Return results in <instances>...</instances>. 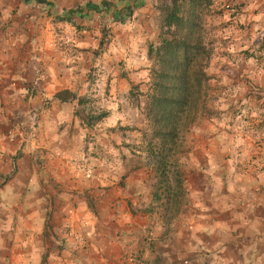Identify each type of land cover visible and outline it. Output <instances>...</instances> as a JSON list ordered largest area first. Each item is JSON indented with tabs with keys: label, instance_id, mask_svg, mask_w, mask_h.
<instances>
[{
	"label": "crops",
	"instance_id": "crops-1",
	"mask_svg": "<svg viewBox=\"0 0 264 264\" xmlns=\"http://www.w3.org/2000/svg\"><path fill=\"white\" fill-rule=\"evenodd\" d=\"M139 1L145 11L163 6ZM236 4L264 30V0ZM14 40L0 34V264H264V150L255 148L262 157L249 163L256 177L244 171L238 180L248 166L229 157V145L243 137L204 130L169 202L152 157L138 151L146 130L118 136L112 112L107 128L83 125L77 101L55 98L76 90L70 74H39L33 52L24 58L15 45L1 46ZM255 74L264 90V71ZM35 113L37 139L29 135ZM87 135L102 153L86 145ZM81 160L95 172L117 169L116 182L81 180Z\"/></svg>",
	"mask_w": 264,
	"mask_h": 264
},
{
	"label": "rangeland",
	"instance_id": "rangeland-1",
	"mask_svg": "<svg viewBox=\"0 0 264 264\" xmlns=\"http://www.w3.org/2000/svg\"><path fill=\"white\" fill-rule=\"evenodd\" d=\"M102 1L47 0L50 4H40L36 0H0V34L15 38L14 43H1V46L13 51L15 45L26 54L24 58L33 52L34 67L39 74L57 70L69 73L76 90L68 91L84 101L74 111L78 120L82 121L78 113L85 118H96L112 112L115 117L120 116L118 123L114 120L111 123L115 124L118 136L138 138L139 126L145 129L146 144L144 147L141 143L138 151L144 153L145 149L152 157L159 190L167 201L170 202L168 197L188 177L187 159L200 146L204 130L226 131L237 138L243 137L229 145L234 150L229 152V157L248 166L237 172L238 180L242 179L244 171L252 169L249 163L260 156L255 148L264 150V90L257 85L255 74L264 71L263 28L255 26L249 12L241 3L235 5V0H212L210 6L195 10L190 17L198 24L192 41L201 40L205 49L202 64L193 67L208 75L205 103L195 122L180 130L177 144L164 154L167 166L163 172L158 163L160 157L153 156L149 147L153 128L147 118L146 104L153 92L154 70L160 69L156 48L171 36L163 26L162 10L170 0H163V6L154 10L151 7L149 11L140 3L124 21H114L106 11L97 13L86 7L90 2ZM107 1L120 9L126 6L123 0ZM107 116L94 128L106 122ZM39 124L38 114L34 139L38 138ZM104 126L107 128V124ZM83 140L94 152H103L99 151L101 146L95 136L87 135ZM84 162L76 164L81 180L98 184L116 182L117 169L106 165L104 170L95 172ZM247 174L255 178L257 172Z\"/></svg>",
	"mask_w": 264,
	"mask_h": 264
},
{
	"label": "trees",
	"instance_id": "trees-1",
	"mask_svg": "<svg viewBox=\"0 0 264 264\" xmlns=\"http://www.w3.org/2000/svg\"><path fill=\"white\" fill-rule=\"evenodd\" d=\"M36 1L40 4H50L47 0ZM123 1L126 6L122 9L107 0L90 2L86 7L89 11L97 13L104 10L114 21H124V17L132 15L141 2ZM211 3L212 0H170L162 8L163 26L171 36L164 38L156 48L160 69L154 70L153 92L148 96L146 108L147 118L153 128L149 147L153 156L160 157L158 163L163 172L167 166V155L164 154L171 151V145L177 144L180 130L193 124L204 107L208 75L203 70H194L193 67L202 64L201 58L205 49L201 40L192 41L198 24L190 17L194 16L195 10L208 7ZM55 98L63 102L78 101L79 107L84 102L81 97L78 98L77 94L68 90L57 93ZM107 114L104 112L96 118H85L78 113L83 125L87 127H94Z\"/></svg>",
	"mask_w": 264,
	"mask_h": 264
},
{
	"label": "built area",
	"instance_id": "built-area-1",
	"mask_svg": "<svg viewBox=\"0 0 264 264\" xmlns=\"http://www.w3.org/2000/svg\"><path fill=\"white\" fill-rule=\"evenodd\" d=\"M37 127H38V115L34 114L32 118V122L30 125V136L33 138H36L37 135ZM17 136V132L13 129H11L8 132V137L15 138ZM89 176L91 177V174L89 173Z\"/></svg>",
	"mask_w": 264,
	"mask_h": 264
}]
</instances>
